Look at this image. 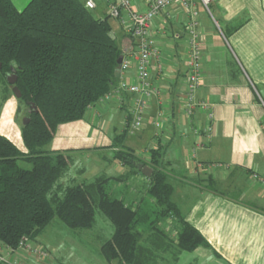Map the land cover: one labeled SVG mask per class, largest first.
<instances>
[{
	"label": "crops",
	"instance_id": "obj_1",
	"mask_svg": "<svg viewBox=\"0 0 264 264\" xmlns=\"http://www.w3.org/2000/svg\"><path fill=\"white\" fill-rule=\"evenodd\" d=\"M12 1L22 11L31 0ZM109 1L95 0L92 10L96 18L109 16ZM195 4L202 64L196 99L207 103V109L196 108L192 116L183 110L188 16L173 5L169 15L161 14L153 22L152 34L161 52L163 70L152 66L151 78L159 94L152 96L142 127L130 128L126 104L94 105L82 120L59 125L47 149L76 156L90 152L100 163L116 152L114 139L121 133H126V147L136 151L140 145L141 153L137 154L143 159L149 158L151 149L163 147L171 173L167 178L172 185L170 199L211 245L182 252L175 264H264V0H213L210 10L199 0ZM134 7L138 11L147 9L142 0H137ZM115 21L116 27L111 23L114 35L122 49H127L128 39ZM122 76L137 82L136 64ZM134 96L128 95V101ZM7 107L10 110L5 112ZM2 110L0 134L27 151L22 126L16 121L17 102L9 96ZM209 112L213 113L211 137L205 133ZM159 114L161 130L154 125ZM195 127H200V134L194 133ZM86 173L82 181H87ZM94 174L119 175L106 174L101 165ZM211 178L216 191L206 188ZM117 198L133 207L142 201L140 212L145 220L154 212V199L137 190ZM31 245L45 248L37 241ZM0 254L10 261L0 264H51L31 251H12L1 242Z\"/></svg>",
	"mask_w": 264,
	"mask_h": 264
},
{
	"label": "trees",
	"instance_id": "obj_2",
	"mask_svg": "<svg viewBox=\"0 0 264 264\" xmlns=\"http://www.w3.org/2000/svg\"><path fill=\"white\" fill-rule=\"evenodd\" d=\"M121 55L109 16L96 18L82 0H31L22 11L12 0H0V99L6 101L10 87H16L29 109V121L22 126L27 151L0 134V242L10 250H17L24 239L36 242L55 218L73 229H91L98 212L114 225L101 246L110 263L175 264L184 251L211 247L170 199L163 147L151 149L143 159L123 145L126 133L114 139L115 158L134 173L152 168L146 178L157 210L146 232L138 229L140 209L106 190L112 177L68 186L60 181L70 155L46 146L59 125L82 120L116 86ZM12 73L17 75L14 85L7 80ZM20 161L32 167H22ZM206 188L216 191L212 178ZM167 222L173 224L175 237Z\"/></svg>",
	"mask_w": 264,
	"mask_h": 264
},
{
	"label": "built area",
	"instance_id": "obj_3",
	"mask_svg": "<svg viewBox=\"0 0 264 264\" xmlns=\"http://www.w3.org/2000/svg\"><path fill=\"white\" fill-rule=\"evenodd\" d=\"M137 0H111L108 4L109 17L118 20L123 33L128 39L127 49L123 50V59L119 66L121 76L116 86L106 93L96 105L105 106L107 103L115 102L118 105L126 104L128 106V114L130 117V128L138 130L142 127L145 114L153 95H158L159 90L154 86L151 78L152 66H156L159 72L163 70V62L161 60V52L155 44L152 28L156 17L161 14L169 15L168 9L177 5L182 8L188 20L185 25L187 34L186 52L188 56V75L187 88L185 91L184 112L188 116H192L196 108H208V104L200 102L196 99V91L201 84L202 64L201 50L199 44L200 22L198 19V10L195 0H142L146 3L145 11H138L134 5ZM203 6L210 10L213 0H199ZM85 5L88 9L96 8L95 0H86ZM114 34V32H113ZM180 37V35H176ZM136 64L137 82L124 78L123 73L130 70ZM128 95H135L129 101ZM210 121L205 127V133L211 137L213 130L212 120L213 113L207 114ZM157 129L163 128L162 114L157 116L154 121ZM194 133L200 134V127H195ZM264 183V180L262 181ZM18 249L33 252L38 257L48 256V251L42 247H34L28 243L26 239L19 243ZM1 259H5L0 257Z\"/></svg>",
	"mask_w": 264,
	"mask_h": 264
},
{
	"label": "rangeland",
	"instance_id": "obj_4",
	"mask_svg": "<svg viewBox=\"0 0 264 264\" xmlns=\"http://www.w3.org/2000/svg\"><path fill=\"white\" fill-rule=\"evenodd\" d=\"M92 12L94 11L92 10ZM95 13L93 14L95 15ZM109 20L114 25V27H116V21L111 17H109ZM118 41L120 42L119 39ZM10 90L12 92L10 96L17 102L18 117L16 121L18 124L23 126L24 120L29 119L27 118L29 109L27 108L25 103H23L21 99L14 93V88L10 87ZM2 109L3 103L0 99V113L3 111ZM8 109L10 110V107H7L5 109V112L9 111ZM48 147L49 146H46V148ZM136 153H141L140 145L136 147ZM114 154V152L108 154L107 159L100 161V163H97L96 158L90 152H86L82 156L70 155L69 167L60 180L62 185L68 186L70 184H73V182L82 181L81 176L84 172H87L84 175V177L89 179H87V182L94 181L97 177L101 176H96L94 174L98 165H101L102 170L106 171V174L111 172L119 174L115 176L116 178H111L106 186V190L109 191L112 196L118 197L120 194L124 195L131 192L132 190H137L149 199V181L146 180L147 176L144 178L142 177L144 175L143 173L134 174V172L131 171L132 168L128 165L123 166L120 160L114 157ZM19 163L22 167L25 168L32 167V164L27 161H20ZM141 206L142 201L139 202V206H134V208L140 209ZM154 208V212L152 211L151 216L148 217L147 220H145L144 218L141 219V223L138 226L139 230L146 232L148 230L147 228L149 227L148 222L151 219H156L155 211L157 210V208L155 205ZM161 226L164 227L165 223H161ZM166 226V229L169 231V233H171V235L175 237V229L174 227H172L173 224L171 222H167ZM113 232L114 225L101 212L97 213L96 224L91 229H73L66 226L60 219L55 218L54 221L37 239V242H40L42 246H44L45 248H50V251L46 249L49 254L46 257L38 258H40V260H45L46 262H51V264H108L102 254L101 246L104 241L112 236ZM0 257L5 258H0V262H10L6 256L0 254ZM10 264L17 263L11 262ZM113 264H118V262L115 260Z\"/></svg>",
	"mask_w": 264,
	"mask_h": 264
},
{
	"label": "water",
	"instance_id": "obj_5",
	"mask_svg": "<svg viewBox=\"0 0 264 264\" xmlns=\"http://www.w3.org/2000/svg\"><path fill=\"white\" fill-rule=\"evenodd\" d=\"M122 59H123V57H122V55H121V56L119 57V59H118V63H119V64H121ZM0 66H1V64H0ZM12 69H13V71H14V68H12ZM115 76H116V78H119V77L121 76V72H120V69H119V68L115 71ZM7 80H8V82H9L10 84L14 85V84L16 83V81H17V75H16V73H12L11 75H8ZM14 93L17 95V97H19V98L21 97V92L18 91V90L16 89V87H14ZM28 120H29V119H28ZM28 120H24V124H26V123L28 122ZM142 173H143L145 176L150 177L151 174H152V168L149 167V166H144V167L142 168Z\"/></svg>",
	"mask_w": 264,
	"mask_h": 264
}]
</instances>
